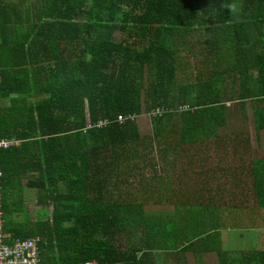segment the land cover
Wrapping results in <instances>:
<instances>
[{
    "label": "trees",
    "instance_id": "16d2710c",
    "mask_svg": "<svg viewBox=\"0 0 264 264\" xmlns=\"http://www.w3.org/2000/svg\"><path fill=\"white\" fill-rule=\"evenodd\" d=\"M0 20L6 30L27 36L14 44L11 67L30 64L35 70H23L18 79L39 83L38 93L45 96L30 104L16 100L10 111H1L0 140H49L45 163L36 169L40 177L30 187L40 191L43 205H53L51 218L38 216L31 225L8 217L18 210L8 202L14 185L6 182L11 173L6 164L21 148L2 151L9 245L39 239L41 264H166L164 258L189 252L199 264L209 253L220 264H264V245L224 249L225 220L239 212L243 217L246 203L230 207L223 195L220 204L210 184L207 199L166 201L185 208L172 215L145 213V204L113 192L128 193L131 185L119 184L125 181L149 189L157 163L138 146H168L158 162L166 173L183 158L179 148H209L234 110L228 103L238 105L244 121L250 107L261 146L264 0H0ZM12 76L0 72V96ZM160 109L161 115H151ZM145 113L153 123L147 135L138 121H119ZM106 120L108 126H94ZM245 137L247 147L249 134ZM203 154L209 161L216 151ZM219 158L222 164L225 158ZM221 164L216 169L222 173ZM252 172L261 212L264 160L253 161Z\"/></svg>",
    "mask_w": 264,
    "mask_h": 264
},
{
    "label": "crops",
    "instance_id": "0c3cea01",
    "mask_svg": "<svg viewBox=\"0 0 264 264\" xmlns=\"http://www.w3.org/2000/svg\"><path fill=\"white\" fill-rule=\"evenodd\" d=\"M1 26H0V72L13 73L9 87L7 88L6 91L2 90L0 96V112L1 111L8 112L14 107L13 105L15 104L16 100L24 99L25 102L30 104V103H34L35 101L43 99L45 96H42L38 93V91L40 90L39 83H36V86L31 81H27V83L22 84L20 83L21 81L18 79V76L23 79V74H22L23 70H29V72L35 70L30 64H28V66H19L16 68L11 67V65L15 62V57L13 53H15L17 49L14 44L21 45L22 41L26 40L27 36L23 35L22 33H15L13 29H11V31H8L5 29V27L3 26L1 27ZM3 29H5V31H3ZM32 37L33 35L30 37V40H32ZM1 79H3V77H0V80ZM21 87H23L25 92L21 89ZM140 128L143 135H147L150 132H152L150 129H143V125H141ZM146 130L147 132L145 133ZM222 132H224V129L217 130V137L210 142L211 144H209L210 145L209 148L216 151V149L218 148L217 146H220L217 140H219L218 139L219 137L221 138ZM19 142H20L19 148H21L19 154L17 156H14L12 160L6 164V166L11 170L10 175L7 174L6 182L10 181V183L14 185L13 188L11 189V192L13 193V197L12 196L9 197L8 202L11 205L10 207L16 208V210H18V212L11 213L10 215H8V217H10V219L15 222L16 221L25 222V223H30L31 225L32 223L36 222L38 216H42L44 218H48V217L51 218L53 212V205L52 204L43 205L41 199L39 198L38 192L40 191L37 188L30 187V185L35 184L36 180L40 177V173L37 172L36 169L39 168L41 164L45 163L43 152L44 151L48 152L46 143L49 142V140L39 138V140H31V141L23 142L24 146H22L23 143L21 141ZM262 142H261V146L258 145V148L262 147ZM167 148L168 146H166L163 143H156L153 146L142 145L137 147V151L141 150L142 153L147 152L148 159L152 160V162H156L157 166L155 168L156 173L152 174V178L151 176H149L150 177L148 181L149 183H147L146 185V186L149 185V187H147L149 189L147 190H143L142 185L140 183L137 184L128 181L119 183L121 185L122 184H126L127 186H129L128 184L131 185L129 191L130 196L144 194L146 195L147 199L151 198V200L153 201L207 199L208 198L207 195H209V191L206 188V186H209L210 184L212 186L211 187L212 190L210 191L220 201L223 199V195L228 196V191L230 192V196L227 199H231V197H233L232 199H236V200L245 199L246 191L239 190L238 188V191L232 193L231 190L228 189V187L231 184L232 186H237V187L248 186L249 192H247V194L250 197L251 196L256 197L253 192V189L251 188V186L254 185L255 183V176L254 173L252 172L253 161L257 162L260 160H264V156H261V158L254 157L252 159L247 160L245 164L240 166L242 168L241 173L232 172V169L235 171V169H238L240 167H235V168L232 167V169L229 172L226 171V173H221L220 170L216 169L219 167V164H221L220 158L212 157V155H214L212 154L210 155L211 158L208 161L207 155L203 154L209 148L206 147L203 151H199L200 149L198 150V148L200 147H195V145H185L184 148H179L180 150H178L179 154L180 152H183L184 154L183 158H181L180 161L171 162V165L169 166L170 169L166 173V171L165 172L161 171L162 170L161 168H163V166L161 164H158V162H161L163 160L162 155H160V151L162 152ZM246 148L251 149L249 145ZM187 153L189 155H187ZM173 158L174 157H172V159ZM176 162L181 165L178 166ZM138 163H139L138 161L135 162L136 164L135 167L138 166L137 165ZM137 172H139L138 169ZM227 173H231V174L227 175L228 177L225 178L224 175H226ZM135 175L141 177L144 174L136 173ZM155 177L157 178L156 181H152ZM142 178H146V177H142ZM248 179L250 181H248ZM152 182H157V184L154 183L155 188L151 187ZM162 184L166 185V188H162L161 187ZM220 185L221 187L227 185L226 186L227 189L224 188L223 191H221V189L219 191ZM17 191L18 193L15 194ZM152 196H160V197L156 198ZM15 200L20 204L19 205L16 204ZM170 207L171 209H165L166 211H163V214L165 215L174 214V212H172L174 211V208L172 206ZM252 209L256 212L255 218L264 217V210L258 212L260 209L258 208V204L256 207H252ZM153 214L156 215L162 213L158 211V212H154ZM249 231L250 233L253 234L254 233L264 234V226L262 228L250 229ZM250 240H251V245H250L251 250L254 249V246L261 241L260 239L258 240L256 238L255 240L249 238V241ZM190 253L193 254V252H189V253H184L183 255H181L180 257L174 260L172 258H164L163 260L166 264H177L178 262L181 264H192L189 257H187V255Z\"/></svg>",
    "mask_w": 264,
    "mask_h": 264
},
{
    "label": "rangeland",
    "instance_id": "374dc122",
    "mask_svg": "<svg viewBox=\"0 0 264 264\" xmlns=\"http://www.w3.org/2000/svg\"><path fill=\"white\" fill-rule=\"evenodd\" d=\"M196 62V60L194 61ZM250 105V103H249ZM228 106L234 107V110L230 112L231 114L229 115L228 118V124L225 127H222L224 129V132H222L221 138L217 140L220 144V146L216 149V154L218 155H212V157H224L225 159L223 160L221 166H225L224 172L230 171L235 167H240L241 165L245 164L247 160L252 159L254 157L256 158H261V156H264V130L261 131L262 135V147L258 148V141H257V131L255 129V124L253 120V115L252 111L249 107V115L247 116V121H244L242 112L239 110L238 105L236 104H231L228 103ZM88 117V114H87ZM89 125V124H88ZM140 125H143V129H150L153 131V123L148 116V113H145L143 116L140 118ZM149 131V130H148ZM239 131L235 137L233 135L234 132ZM147 130L145 131V133ZM249 134L250 137V148H246V144H243L241 140L246 139L245 135ZM211 144V143H209ZM215 144V143H212ZM232 172L234 173H241L242 168L235 169V171L232 169ZM231 173H227L224 175L225 178H227V175H230ZM149 181V180H148ZM248 181H250L248 179ZM154 183L157 184V182H152L151 186L155 188ZM161 184V183H160ZM162 188H166V185H161ZM242 190L245 188L246 190V195L245 199H242L246 203V214L243 215V217H239V213L236 214L235 216L231 215L226 218V223L229 225V228L223 230L222 237H223V247L225 250H237V251H245L250 249L251 245V240L249 241V238H252L253 240L260 239L261 241L257 244L259 246L264 245V234L262 233H250V229H257V228H262L264 226V217H259L255 218L256 213L252 209V207H256V197L254 196H249L247 192L248 186H230L228 187L229 190H231L232 193L235 191ZM113 192L116 196H119L121 199H127L128 201H135L134 203H142L145 204L144 212L145 213H154V212H163L166 211L165 209H171L170 206H172L175 210L179 211H184L185 208H181L179 206L180 204L176 203H167L165 200L162 202L158 203L157 201H153L150 199L146 198V195H136V196H130V193L128 192H122L120 189H113ZM152 197H160V196H152ZM225 198H229V196L224 195ZM137 198V199H136ZM227 199L226 202L230 203V207H233L237 205V207H240V203L243 201L236 200V199ZM156 200V199H154ZM247 200V201H245ZM173 201H178V200H173ZM172 201V202H173ZM187 201V200H186ZM185 202V201H184ZM224 199L219 201L220 204H224ZM16 204H20L15 200ZM177 205V208H176ZM179 206V207H178ZM179 208V209H178ZM198 213H203V208L202 207H197ZM176 210V212H177ZM192 211V209H189ZM173 212V211H172ZM229 215V214H228ZM255 218V219H254ZM254 220V221H253ZM181 224V223H179ZM239 225V226H238ZM233 226H236L237 228H233ZM241 226V227H240ZM239 228V229H238ZM249 241V243H248ZM187 257H189L190 261L192 264H199L193 254H188ZM205 264H220L218 257L215 253H209L205 254Z\"/></svg>",
    "mask_w": 264,
    "mask_h": 264
},
{
    "label": "built area",
    "instance_id": "2783aa9c",
    "mask_svg": "<svg viewBox=\"0 0 264 264\" xmlns=\"http://www.w3.org/2000/svg\"><path fill=\"white\" fill-rule=\"evenodd\" d=\"M188 107H181L180 111L187 110ZM162 109L154 110L152 116L161 115ZM171 112L173 110H170ZM127 120L138 121L139 116L130 115L128 118H120V123H125ZM109 121H100L94 126L104 128L109 125ZM92 127V125H88ZM20 146V142L10 139L0 140V154L2 151L9 150L13 147ZM3 181L4 171L0 161V264H41L40 250L38 246L39 239H24L17 240L13 245L6 242L7 234L5 231V203L3 196ZM83 264H99L95 261L86 262Z\"/></svg>",
    "mask_w": 264,
    "mask_h": 264
},
{
    "label": "clouds",
    "instance_id": "9594fccd",
    "mask_svg": "<svg viewBox=\"0 0 264 264\" xmlns=\"http://www.w3.org/2000/svg\"><path fill=\"white\" fill-rule=\"evenodd\" d=\"M140 118H141V117H139L138 123H140Z\"/></svg>",
    "mask_w": 264,
    "mask_h": 264
}]
</instances>
